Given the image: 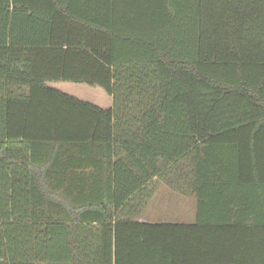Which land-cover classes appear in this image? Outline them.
<instances>
[{
	"label": "trees",
	"instance_id": "trees-1",
	"mask_svg": "<svg viewBox=\"0 0 264 264\" xmlns=\"http://www.w3.org/2000/svg\"><path fill=\"white\" fill-rule=\"evenodd\" d=\"M159 179L195 222L136 220ZM256 187L264 0H0V264H264Z\"/></svg>",
	"mask_w": 264,
	"mask_h": 264
},
{
	"label": "crops",
	"instance_id": "crops-1",
	"mask_svg": "<svg viewBox=\"0 0 264 264\" xmlns=\"http://www.w3.org/2000/svg\"><path fill=\"white\" fill-rule=\"evenodd\" d=\"M236 141H241V137L231 138L227 144H237ZM227 149L234 153L237 148L227 147ZM158 179V177H155ZM240 192L251 195L253 199H244L239 203L234 202V197L231 201L222 203V207H233L227 210L228 218L234 219V216L239 220L238 216L234 214V208L244 207L243 205L252 206L253 208H260L264 206V199L261 198V188H253L252 190L239 189ZM148 193V194H147ZM135 208L137 221H172V222H185L193 223L197 218V200L194 194L182 193L171 189L163 179L157 180V184L152 186L150 193L144 192L140 201L137 202ZM135 205V204H134ZM239 210V209H238ZM256 211V209H254ZM234 214V216H233ZM241 220V219H240Z\"/></svg>",
	"mask_w": 264,
	"mask_h": 264
},
{
	"label": "rangeland",
	"instance_id": "rangeland-1",
	"mask_svg": "<svg viewBox=\"0 0 264 264\" xmlns=\"http://www.w3.org/2000/svg\"><path fill=\"white\" fill-rule=\"evenodd\" d=\"M52 86L98 105L108 106L110 104V97L98 86L71 82H55Z\"/></svg>",
	"mask_w": 264,
	"mask_h": 264
}]
</instances>
